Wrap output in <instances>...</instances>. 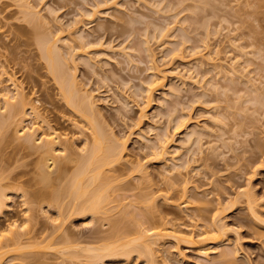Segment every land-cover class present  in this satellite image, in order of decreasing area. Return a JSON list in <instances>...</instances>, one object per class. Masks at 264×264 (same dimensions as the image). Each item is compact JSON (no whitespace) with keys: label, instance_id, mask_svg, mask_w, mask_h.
Listing matches in <instances>:
<instances>
[{"label":"rangeland","instance_id":"1","mask_svg":"<svg viewBox=\"0 0 264 264\" xmlns=\"http://www.w3.org/2000/svg\"><path fill=\"white\" fill-rule=\"evenodd\" d=\"M26 1L37 22L17 0H0V106L16 85L37 112L0 110V233L9 243L0 264H264V0ZM45 34L73 56L78 86L100 114L92 121L126 141L121 163L104 170L108 211L94 217L71 214L69 195L39 203L28 193L44 187V153L18 137L23 126L56 131L72 158L91 141L87 117L67 103L42 54ZM70 159L59 153L51 175L63 177L48 190L66 185L80 162ZM137 223L172 234L153 263L136 251L86 256L136 237ZM15 224L23 235L12 242Z\"/></svg>","mask_w":264,"mask_h":264},{"label":"bare ground","instance_id":"2","mask_svg":"<svg viewBox=\"0 0 264 264\" xmlns=\"http://www.w3.org/2000/svg\"><path fill=\"white\" fill-rule=\"evenodd\" d=\"M17 5L21 7L20 9L23 12L30 16L29 18L31 19V22L33 20H36L34 22H37V20H39V11L34 10L33 7L28 3V1L17 0ZM164 35L167 34L163 30L161 31L160 36L163 37ZM50 36L51 35L47 36L45 34L43 36H40L41 38L38 37L39 47L41 46L40 48L42 49V54L47 59L49 68L54 77L57 79V82L60 85L61 91L67 103L77 111L82 112L84 118L87 117L88 124L90 125L89 128L91 130V141H86V145L83 148L84 154L78 157H81L79 160L76 157L72 158L71 155H73V153L71 152V154L68 147L65 144L63 145V143L61 142V135L56 131H52L51 133H44L39 136L37 135L38 129H36L35 127H21L22 129H20V131H17L20 132L18 137H24L26 143L41 148L42 152L44 153L38 164L39 170L37 172V177H39L38 181L44 183V187H36L28 193L32 201H36L39 203L45 202L48 198H52L53 202L56 203L60 199H63L66 195H69L72 198V205H70L71 214H89L91 215V217H94L99 213V211H103V213L106 210L108 211V209H105L104 207L105 203H108L106 202L108 199L105 201L107 195L106 187L108 186V184L105 183L107 174L104 175V170L105 167L109 168L121 163V161L124 159L123 157L126 141L114 135L112 131L108 132L106 128H103L102 125V127L100 126L99 122L97 124L94 123L97 122V120L95 119V121L93 118L95 116L98 117L100 114L98 110L96 111V102L94 101L92 94L86 91L82 92V90L78 86L76 76L77 67L73 61V56L71 55L69 59L64 58L60 47L57 45L58 39H53V37L51 38ZM147 50L149 51V53L151 52V48L149 45H147ZM150 57H152V53H150ZM151 85H153V83H151L150 86ZM150 86L148 88L151 90L152 86ZM2 99L3 106H0V110L1 107H4L5 110H12L16 106H18L21 107L24 115H27L28 109H30L32 113L37 114L35 108L29 105V103L27 102L26 95H24L22 93V90H20L16 85L13 87L12 92L10 90L4 93ZM1 117L2 113L0 111V127L4 125V119H2ZM92 119L94 122L92 121ZM182 123H179L177 127L182 128V126L184 125V123L183 125ZM58 146H60V148ZM164 146V144H160V151L158 154L166 153L164 150ZM59 153H61L62 155L64 154V156L68 155V158H71L72 161L80 162L77 163L78 166H76V168L74 169L70 179L67 180L66 185L63 184V186L61 185L62 187H56L48 190L47 188L50 187L55 180H57L58 178L61 179L63 177V174L60 173L57 177H53L51 175L53 174L54 167L55 170L58 169H56V163L58 162L57 160ZM69 154H71V157H69ZM100 181H103L106 185H104V183L102 184ZM107 181L108 179L106 180V182ZM150 197H148L149 200L153 198V196L151 198ZM247 197L249 201L252 200L251 195H247ZM6 198L7 194L0 186V208L5 206ZM153 199L151 200L152 205H154V203H152L154 201ZM152 205L150 206L151 208L155 206ZM217 215L218 214L216 213V216H213V219L215 221H213V227L211 228V230L213 232L212 234L214 239H216L214 240L215 243L221 244L222 240H219L218 238L219 234L222 233L223 230H225V227L224 225H220V223H218L220 219L217 218ZM117 222L118 221L114 220V227L115 225H117ZM137 224L138 227L136 230V237L130 240L118 239L112 242L104 243L98 247L88 248V254L86 256L88 258H92L95 261H98L104 260V258L107 257H114L119 254L128 255L130 254V252L136 251L138 254L145 255L147 259L151 261V263H153L155 261L157 246H159V244L166 237H169L172 234L166 229L165 226H160L161 224L159 225V227H142V224ZM18 227L19 226L15 224L9 229L12 234L10 236L12 242H17L23 235L18 230ZM5 238V235L3 233H0V258L4 252L2 250L9 245L7 241H4ZM106 241L107 240L105 239V242ZM201 252L204 256H208L209 254L208 250L206 249L202 250ZM233 254V251L223 250L220 252V255L224 259H229Z\"/></svg>","mask_w":264,"mask_h":264}]
</instances>
